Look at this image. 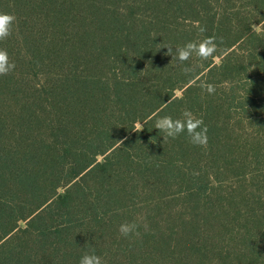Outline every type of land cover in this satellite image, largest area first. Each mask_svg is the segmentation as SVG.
Here are the masks:
<instances>
[{
	"label": "trees",
	"instance_id": "1",
	"mask_svg": "<svg viewBox=\"0 0 264 264\" xmlns=\"http://www.w3.org/2000/svg\"><path fill=\"white\" fill-rule=\"evenodd\" d=\"M0 13L16 17L0 42L15 64L0 76V264H264V0H0ZM206 37L208 61L167 54ZM185 110L206 146L155 129ZM126 222L138 236L120 235Z\"/></svg>",
	"mask_w": 264,
	"mask_h": 264
},
{
	"label": "clouds",
	"instance_id": "2",
	"mask_svg": "<svg viewBox=\"0 0 264 264\" xmlns=\"http://www.w3.org/2000/svg\"><path fill=\"white\" fill-rule=\"evenodd\" d=\"M16 24V17L7 13H0V42L6 41L13 35ZM206 29L201 28L200 32ZM215 37H206L200 41H190L181 47H177L175 54L171 48L168 49V55L172 60H177L181 65L192 60L194 57L200 61H208L217 51ZM15 70V64L10 61L8 53L0 49V76H6ZM192 71L190 67L182 68V72L188 74ZM209 93L214 92L211 85L207 86ZM155 129L163 133V139H176L181 135H186L190 142L195 146H206L207 144V127L201 118L196 117L191 111L185 110L180 118L173 119L171 116H162L155 121ZM139 224L136 222L122 223L119 226V233L124 238L139 235ZM79 264H103L100 256L93 254H84Z\"/></svg>",
	"mask_w": 264,
	"mask_h": 264
},
{
	"label": "rangeland",
	"instance_id": "3",
	"mask_svg": "<svg viewBox=\"0 0 264 264\" xmlns=\"http://www.w3.org/2000/svg\"><path fill=\"white\" fill-rule=\"evenodd\" d=\"M177 94L180 95L181 92L178 91ZM138 126H139V125H138ZM234 185H236V184H235V182H234L233 180L227 179L226 183L224 184V188H231V186L234 187ZM262 187H263V186H262ZM262 189L264 190V187H263ZM170 223H171V222H170Z\"/></svg>",
	"mask_w": 264,
	"mask_h": 264
}]
</instances>
